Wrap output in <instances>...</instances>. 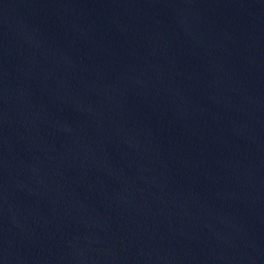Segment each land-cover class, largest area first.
Instances as JSON below:
<instances>
[{
    "label": "water",
    "instance_id": "water-1",
    "mask_svg": "<svg viewBox=\"0 0 264 264\" xmlns=\"http://www.w3.org/2000/svg\"><path fill=\"white\" fill-rule=\"evenodd\" d=\"M0 264H264V0H0Z\"/></svg>",
    "mask_w": 264,
    "mask_h": 264
}]
</instances>
